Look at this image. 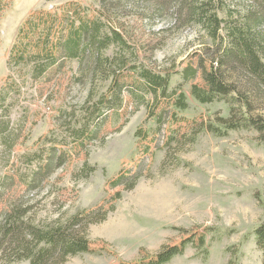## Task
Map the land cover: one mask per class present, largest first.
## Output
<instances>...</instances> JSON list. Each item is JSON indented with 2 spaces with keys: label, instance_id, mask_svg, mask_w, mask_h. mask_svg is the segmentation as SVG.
I'll return each instance as SVG.
<instances>
[{
  "label": "rangeland",
  "instance_id": "obj_1",
  "mask_svg": "<svg viewBox=\"0 0 264 264\" xmlns=\"http://www.w3.org/2000/svg\"><path fill=\"white\" fill-rule=\"evenodd\" d=\"M195 1L0 0V214L23 203L26 228L42 229L93 211L89 252L64 264H148L168 248L176 256L167 264H262L254 234L264 229V144L245 121L264 118V95L229 69L224 74L241 94L209 104L190 94L192 86L206 88L220 47L247 53L250 29L237 25L249 1L214 0L222 20L214 36L194 20ZM73 9L101 20L124 44L103 55L122 106L106 108L85 138L73 132L93 126L89 111L110 100L111 81L93 72L80 77L78 63L64 60L34 82L10 62L31 15L61 19ZM187 66L196 74L183 82ZM142 69L167 75L168 91L178 86L186 109H178L177 95L136 97ZM232 124L241 127L226 129ZM209 125L226 135L211 134ZM36 170L40 182L28 186ZM0 264L28 262L0 255Z\"/></svg>",
  "mask_w": 264,
  "mask_h": 264
},
{
  "label": "trees",
  "instance_id": "obj_2",
  "mask_svg": "<svg viewBox=\"0 0 264 264\" xmlns=\"http://www.w3.org/2000/svg\"><path fill=\"white\" fill-rule=\"evenodd\" d=\"M248 1L249 3L245 4L244 14L240 16L242 22L237 25V29L242 26H248L250 29L247 40L248 51L245 53L234 46L219 48L216 59L211 61L206 88L192 86L190 89L191 96L201 104L231 99L234 93L241 94L235 84L231 83L224 74L228 69L238 73L241 78H247L254 95H264V0ZM213 3L214 0H197L191 9L194 20L200 24L201 28L208 29L209 36H214L222 24V20H219L215 14ZM238 19L239 16L230 24H237ZM224 23L227 22L223 21ZM26 26L25 29L22 28L17 32L16 43L10 51V62L14 67L27 72L34 82H40L49 70L55 66L60 67L64 60L78 63L80 77L93 72L109 79L110 73L106 71L110 68L111 62L103 57L104 51L110 45L124 48L122 38L114 29L103 30L104 24L101 20L97 18L89 20L77 9L68 10L61 19H57L56 15L40 12L39 16L31 15ZM195 74L196 70L191 66H187L180 72L183 82L193 79ZM137 75L142 82L141 88L139 86L136 90V97H141L144 91L153 96L159 92L161 97L177 95L178 109H186L184 95L177 94L178 86L168 91L169 77L167 75L156 74L146 69H142ZM109 80L111 81L108 87L110 100L101 99L97 102V107L89 111L90 116L87 121L93 116L91 122L94 127L84 125L75 130L74 135H83L84 138L94 135L96 122L103 116L106 108H112L116 112L120 110L122 99L116 75L110 76ZM157 123L160 125L159 120ZM240 127L239 124H232L226 129ZM245 127L256 131L258 140L264 144V118L249 117L245 121ZM206 130L213 135H226V132H221L215 126L209 125ZM36 158H30V160ZM39 176V171L36 170L28 186H34V179L40 182ZM122 179L125 177L117 178L114 186L120 184ZM133 183L134 180H131L129 188H133ZM25 211L26 207L22 203L12 212L0 214L2 260L27 261L28 264H64L71 257L89 252L85 230L95 220L93 211L77 213L65 224L47 225L42 229L33 225H28L26 228L22 218ZM104 219L105 216L97 222ZM22 234L28 235V240L22 237ZM254 235L255 245L262 254V264H264V229L257 231ZM183 248L184 246L179 253L183 251ZM175 256L176 252L172 249H163L148 264H167Z\"/></svg>",
  "mask_w": 264,
  "mask_h": 264
}]
</instances>
